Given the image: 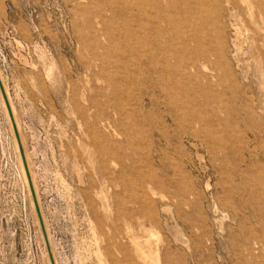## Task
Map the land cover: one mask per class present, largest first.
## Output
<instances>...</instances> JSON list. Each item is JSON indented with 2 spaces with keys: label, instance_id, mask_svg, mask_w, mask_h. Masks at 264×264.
<instances>
[{
  "label": "rangeland",
  "instance_id": "obj_1",
  "mask_svg": "<svg viewBox=\"0 0 264 264\" xmlns=\"http://www.w3.org/2000/svg\"><path fill=\"white\" fill-rule=\"evenodd\" d=\"M131 3L0 0V77L55 263L264 264L263 8L210 0L225 76L193 98L175 70L207 74L187 37L212 48L210 20L183 45L170 0L136 24ZM0 264H51L1 91Z\"/></svg>",
  "mask_w": 264,
  "mask_h": 264
},
{
  "label": "bare ground",
  "instance_id": "obj_2",
  "mask_svg": "<svg viewBox=\"0 0 264 264\" xmlns=\"http://www.w3.org/2000/svg\"><path fill=\"white\" fill-rule=\"evenodd\" d=\"M132 1V0H130ZM134 3H131V4H126L124 5L125 7L121 6L119 7L120 10L121 8H125L124 10H121L119 12V15L122 17V16H125L127 17L126 19L129 21V22H135V21H140L144 16H145V11L144 9L142 10V7L143 5L145 4V2L147 0H133ZM164 1V0H163ZM194 1V0H192ZM197 1V3H199V6L200 8L198 9L197 6H192V7H195L196 10H193L190 12V14L188 15L187 18H184L183 16V7L186 6L187 2L186 0H170V7L171 9L173 10V18L175 19L174 21V35L176 36V39L180 40L181 43L183 45H186V40H190V43H193L195 46V49H194V60H196V63L197 61L199 60V58L201 59V61H203V67L205 66H211L210 69H207L206 72L207 74L206 75H201L200 73L198 74V69L196 66H194L195 64L187 67V70H188V75L184 72L185 69H182V68H179L178 70L176 69V73L178 75V77L180 79H178V82H182V79L184 80H187L188 82H194V84L192 85H188L186 87H178V83L174 84L173 85V88L174 90H180L182 91L183 93H186L187 95H190V96H193V98L196 96V94L198 93V91H202L204 92L205 94H209V96H211V86H215V85H220L222 82H223V79H224V76L223 74H221L222 70L220 68H222L221 66L224 64V60L220 57L221 55V50H222V31H221V28H219V25L216 23L218 18H217V9L215 10L214 8H212V6L210 5V0H195ZM199 1V2H198ZM228 1H232L234 2V0H228ZM264 0H242V2H245V3H248L251 2L252 4H256L257 6H261V8H263V2ZM165 3V2H164ZM195 2H193L192 4H194ZM195 3V4H197ZM168 4V2H167ZM191 4V5H192ZM123 5V4H122ZM136 7H134V6ZM118 6V4L116 5ZM147 6V5H146ZM159 6V5H158ZM206 6L209 7V10L206 11ZM115 8H118V7H115ZM132 9H138V12L136 14H133L131 12ZM170 9V10H171ZM187 9V8H186ZM193 9V8H192ZM116 10H119V9H116ZM115 10V11H116ZM135 10V11H136ZM188 10V9H187ZM264 10V8H263ZM206 13H208L209 15H206ZM152 14H154L152 12ZM156 14V12H155ZM205 14V15H204ZM157 15V14H156ZM172 15V14H171ZM219 15V14H218ZM130 16V17H129ZM202 17H207L209 20H210V42L209 44H212V48H209V45L203 49V51H201V45H200V42H201V39H200V36L197 34V31H196V34H194L193 36L191 37H187L184 38V33H183V26L184 24H186L187 22L189 23L191 21V19H195V18H201ZM164 20L165 22H168V16H166V14L164 13ZM146 21V20H145ZM150 21V20H149ZM204 21V19H203ZM201 20V23L203 22ZM151 22V21H150ZM195 22H198V20H195ZM220 22V21H219ZM218 22V23H219ZM132 24V23H131ZM136 24V22H135ZM146 24V23H144ZM157 24V23H156ZM200 24V23H199ZM147 25V24H146ZM158 25V24H157ZM163 25V24H162ZM192 26V25H191ZM139 27V26H138ZM141 27V26H140ZM165 27V26H164ZM199 27V26H198ZM201 27V26H200ZM152 28V27H151ZM166 28L168 29V26H166ZM187 28V27H186ZM139 29V28H138ZM132 30V29H131ZM188 30V28H187ZM203 30V29H202ZM140 33H141V30L139 29ZM138 31V32H139ZM145 31V30H144ZM173 31V30H171ZM200 31V30H199ZM206 32V30H204ZM132 32V31H131ZM131 32H128V34H131ZM133 32H135V30H133ZM163 32V31H162ZM165 32V30H164ZM188 32V31H187ZM145 33V32H144ZM194 33V32H193ZM149 34V33H148ZM163 34V33H162ZM134 34H131L130 36L133 37ZM150 35H152L150 33ZM187 35V34H186ZM129 36V35H128ZM136 36V34H135ZM144 36V35H143ZM142 36V37H143ZM154 36V35H153ZM145 37V36H144ZM129 38V37H128ZM135 38V37H134ZM133 40H136L134 39ZM138 39V38H137ZM140 39V38H139ZM186 39V40H185ZM132 39H130L131 41ZM175 40V39H174ZM140 41V40H139ZM152 41V40H151ZM160 41L161 40H158L157 43L160 44ZM167 41V40H166ZM176 41V40H175ZM136 42V41H134ZM138 42V41H137ZM169 42V41H168ZM179 42V41H178ZM177 42V44H178ZM148 43V42H147ZM172 43V41H171ZM166 44V43H165ZM138 45V44H137ZM175 45V44H174ZM167 46V45H165ZM176 46V45H175ZM182 46V45H181ZM214 47V48H213ZM170 48V47H168ZM156 53H159L158 50H160V47L158 45V47L156 48ZM162 49V48H161ZM191 49V48H190ZM189 49V50H190ZM128 50V49H127ZM138 50V49H136ZM175 49H173L174 51ZM185 51V50H184ZM133 52V51H132ZM150 52V51H149ZM148 52V53H149ZM152 53V52H151ZM174 53V52H173ZM180 53V52H179ZM169 54V53H168ZM175 54V53H174ZM133 55V54H132ZM149 58V57H148ZM147 58V59H148ZM169 58V57H168ZM173 58V57H172ZM137 59V58H135ZM151 59V58H150ZM159 59V58H158ZM177 59V58H176ZM151 62V61H150ZM161 62V61H160ZM179 62V60H178ZM186 62V61H185ZM156 63V62H155ZM165 63V62H163ZM162 63V65H163ZM149 64V63H148ZM147 64V65H148ZM166 64H167V61H166ZM150 65V64H149ZM150 67V66H149ZM166 67V66H165ZM155 69L153 68L152 71H154ZM203 70V68H202ZM220 71V73H219ZM204 72V71H203ZM226 72V71H225ZM219 73V74H218ZM153 74V73H152ZM160 75V74H159ZM166 77V76H165ZM160 78V77H159ZM176 78V77H175ZM145 79V77H144ZM143 80V79H142ZM176 80H174L175 82ZM149 82V81H148ZM150 83V82H149ZM162 83V82H161ZM205 83L206 86H203L202 84ZM222 89V88H221ZM169 90L170 89H164L163 92L168 95L169 94ZM173 92V91H172ZM177 93V92H176ZM3 96V95H2ZM208 96V95H207ZM246 96V95H245ZM197 97V96H196ZM212 97V96H211ZM241 97V96H240ZM249 98V97H248ZM251 98V97H250ZM194 100V99H193ZM251 100V99H250ZM195 100L194 101H188V102H179L178 103V107L180 108L181 107V104H183V107L186 108L187 105H185L186 103L192 108L194 107L195 105ZM208 104V102H207ZM9 114V113H8ZM11 120V119H10ZM16 137V136H15ZM21 156V155H20ZM22 159V158H21ZM26 160H27V163H28V167H29V171H30V176H31V170H30V165H29V161H28V158L26 157ZM23 163V162H22ZM24 166V165H23ZM24 174H25V178H26V171H25V168H24ZM36 193V192H35ZM39 221V220H38ZM40 224V223H39ZM41 228V227H40ZM42 231V230H41ZM45 241V240H44ZM136 242V241H135ZM46 244V243H45ZM136 244V243H134ZM139 246H142V245H139ZM136 249H137V255L141 258V259H144L145 257V253L146 252H142L141 249L135 245ZM143 249V248H142ZM48 252V251H47ZM49 256V255H48ZM147 257V256H146Z\"/></svg>",
  "mask_w": 264,
  "mask_h": 264
},
{
  "label": "water",
  "instance_id": "obj_3",
  "mask_svg": "<svg viewBox=\"0 0 264 264\" xmlns=\"http://www.w3.org/2000/svg\"><path fill=\"white\" fill-rule=\"evenodd\" d=\"M0 91H1V93L3 95L4 101H5V104H6V107H7L11 122H12V126H13V130H14V134L16 136L17 143H18L20 155H21L22 162H23V165H24V168H25V171H26L27 178H28V183H29V187H30V191H31L34 207H35L36 214H37V217H38V220H39V223H40V227H41V230H42V234H43V237H44V240H45V243H46V247H47L50 263L51 264H56L55 261H54V257H53L52 251H51V247H50L49 241H48V236H47V233H46V228H45V225H44V221H43L40 205L38 203V199H37V196H36V193H35L34 185L32 183V179H31V176H30V171H29L27 160H26L25 151H24V148H23V145H22V141H21V138H20V135H19V132H18V128L16 126V123H15V120H14V116H13V113H12V109H11L10 103L8 101V98H7V95H6L5 88H4V85H3L1 77H0Z\"/></svg>",
  "mask_w": 264,
  "mask_h": 264
}]
</instances>
